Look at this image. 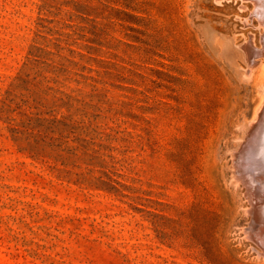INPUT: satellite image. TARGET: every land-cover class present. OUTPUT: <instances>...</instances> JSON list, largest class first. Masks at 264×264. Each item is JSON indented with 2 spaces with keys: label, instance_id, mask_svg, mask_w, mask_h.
Wrapping results in <instances>:
<instances>
[{
  "label": "rangeland",
  "instance_id": "rangeland-1",
  "mask_svg": "<svg viewBox=\"0 0 264 264\" xmlns=\"http://www.w3.org/2000/svg\"><path fill=\"white\" fill-rule=\"evenodd\" d=\"M252 9L0 0V264H264L232 183Z\"/></svg>",
  "mask_w": 264,
  "mask_h": 264
},
{
  "label": "bare ground",
  "instance_id": "bare-ground-1",
  "mask_svg": "<svg viewBox=\"0 0 264 264\" xmlns=\"http://www.w3.org/2000/svg\"><path fill=\"white\" fill-rule=\"evenodd\" d=\"M216 1L221 3L223 1L232 0ZM240 1L252 2L253 9L249 18L253 17L256 19L258 26L262 29L261 48H256L251 39H249V41L244 45V51L247 55L246 72L251 73L256 65L259 64V66L254 69V73L261 65L264 64H262L263 61H261V59H258L259 56L264 55V0ZM261 75L258 74L257 76V78L259 77V80ZM261 82L263 81L261 80ZM261 100L263 101L261 102L259 99L261 104L257 103V105L260 104L259 107L257 106L258 109L255 106L257 109L256 113H254L255 117L250 122L249 131L244 137L242 136L243 139L241 146L236 151L234 150L235 152L232 154V159L236 168H232L233 181L231 180L235 187H237V185L240 183L246 187L245 194L249 196L248 200L250 207L244 208V210L246 213L250 214V222L246 227H241V230L243 229L246 238L252 241V243L254 242L257 244L258 248L252 247V249L256 252L257 257H264V208L260 206L262 203H264V96L261 98Z\"/></svg>",
  "mask_w": 264,
  "mask_h": 264
},
{
  "label": "water",
  "instance_id": "water-1",
  "mask_svg": "<svg viewBox=\"0 0 264 264\" xmlns=\"http://www.w3.org/2000/svg\"><path fill=\"white\" fill-rule=\"evenodd\" d=\"M260 206H262V208H264V203H262ZM263 218H264V216H263Z\"/></svg>",
  "mask_w": 264,
  "mask_h": 264
}]
</instances>
